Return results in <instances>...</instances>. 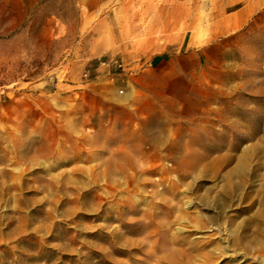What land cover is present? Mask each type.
Wrapping results in <instances>:
<instances>
[{"label": "rangeland", "instance_id": "rangeland-1", "mask_svg": "<svg viewBox=\"0 0 264 264\" xmlns=\"http://www.w3.org/2000/svg\"><path fill=\"white\" fill-rule=\"evenodd\" d=\"M223 1L0 0V264H264V6Z\"/></svg>", "mask_w": 264, "mask_h": 264}, {"label": "crops", "instance_id": "crops-1", "mask_svg": "<svg viewBox=\"0 0 264 264\" xmlns=\"http://www.w3.org/2000/svg\"><path fill=\"white\" fill-rule=\"evenodd\" d=\"M224 0L219 5V10L223 17L216 24L215 33L217 36H223L228 39H234L242 31H244L256 15L263 10L262 0ZM234 10V11H233ZM164 29V34H165ZM192 42V43H191ZM191 44V46H190ZM206 43L201 42L198 32L195 34H186L178 40V46L174 49V57L178 54L185 55L192 58L203 50L202 45ZM168 55V49H160L159 54L155 55L150 61V69L163 71L166 64L164 58Z\"/></svg>", "mask_w": 264, "mask_h": 264}, {"label": "built area", "instance_id": "built-area-1", "mask_svg": "<svg viewBox=\"0 0 264 264\" xmlns=\"http://www.w3.org/2000/svg\"><path fill=\"white\" fill-rule=\"evenodd\" d=\"M116 65V64H115ZM117 68H120V67H117Z\"/></svg>", "mask_w": 264, "mask_h": 264}, {"label": "bare ground", "instance_id": "bare-ground-1", "mask_svg": "<svg viewBox=\"0 0 264 264\" xmlns=\"http://www.w3.org/2000/svg\"><path fill=\"white\" fill-rule=\"evenodd\" d=\"M192 43V42H191ZM190 46H191V44H190Z\"/></svg>", "mask_w": 264, "mask_h": 264}]
</instances>
